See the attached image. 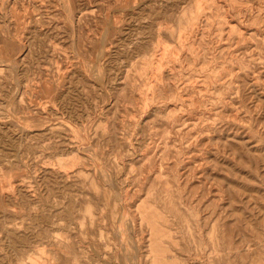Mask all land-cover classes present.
I'll return each instance as SVG.
<instances>
[{"label": "rangeland", "instance_id": "obj_1", "mask_svg": "<svg viewBox=\"0 0 264 264\" xmlns=\"http://www.w3.org/2000/svg\"><path fill=\"white\" fill-rule=\"evenodd\" d=\"M0 264H264V0H0Z\"/></svg>", "mask_w": 264, "mask_h": 264}]
</instances>
